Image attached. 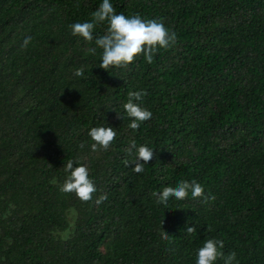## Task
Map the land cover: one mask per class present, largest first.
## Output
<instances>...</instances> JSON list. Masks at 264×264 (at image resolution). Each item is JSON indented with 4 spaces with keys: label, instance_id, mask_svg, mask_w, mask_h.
<instances>
[{
    "label": "trees",
    "instance_id": "trees-1",
    "mask_svg": "<svg viewBox=\"0 0 264 264\" xmlns=\"http://www.w3.org/2000/svg\"><path fill=\"white\" fill-rule=\"evenodd\" d=\"M101 3L0 0V264H195L210 238L233 264H264V0H110L163 18L177 42L107 71L68 27ZM141 89L152 118L133 131L122 105ZM101 125L117 135L93 152L87 131ZM133 139L155 152L142 173L123 163ZM69 159L87 165L93 200L59 191ZM193 179L215 200L155 203L152 191Z\"/></svg>",
    "mask_w": 264,
    "mask_h": 264
},
{
    "label": "clouds",
    "instance_id": "clouds-1",
    "mask_svg": "<svg viewBox=\"0 0 264 264\" xmlns=\"http://www.w3.org/2000/svg\"><path fill=\"white\" fill-rule=\"evenodd\" d=\"M101 24H105L103 35L94 38V29ZM72 36L82 38L86 43L94 42V47L87 48V52L95 55L100 50V63L98 67L107 71L111 68H127L138 56L143 55L144 60L151 64L154 55L159 49H168L177 42L175 31L165 27L163 18L144 19L140 14H134L131 17L124 14H117L110 0H102L100 6L91 13V20L86 22H76L70 24ZM32 37L28 36L22 42L21 47L26 48L31 42ZM75 76H83V68H77ZM147 95L146 91H129L127 93V102L122 105L124 113L129 118L128 128L135 131L140 128L141 123L152 118V112L141 106L143 97ZM118 119H122L120 113H116ZM93 143L91 150L97 152L107 151L111 143L116 138V131L110 126L91 127L87 131ZM85 142H81L83 148ZM127 158L123 161L125 167H131L135 173H142L145 170V164H148L155 157L153 148L146 144L137 146L133 139L125 149ZM75 165V166H74ZM65 178L59 184L61 193L74 194L80 201L88 202L93 200V194L97 192L96 185L89 178V170L86 164L79 160L69 159L63 166ZM51 183L57 184L55 178ZM191 193L193 200H200L203 203H210L215 200L214 195L205 194L204 187L196 180H181L175 186H165L162 190L152 191L151 195L155 198V203L168 206L169 200H184ZM107 199V194L103 193L95 199L94 203L99 206ZM69 213L71 222L69 229L63 233V238L68 239L71 235V229L75 227V217L78 215L75 208H70ZM163 225V223H162ZM188 235L196 233L195 225L186 227ZM161 238L169 240V235L161 230ZM224 242L220 239L210 238L203 242L202 247L195 251V264H215L217 260H223V264H233L236 261V253L230 252L227 255L222 251Z\"/></svg>",
    "mask_w": 264,
    "mask_h": 264
}]
</instances>
